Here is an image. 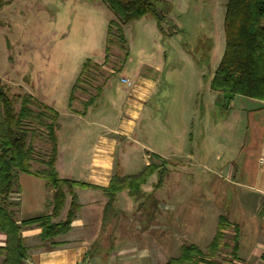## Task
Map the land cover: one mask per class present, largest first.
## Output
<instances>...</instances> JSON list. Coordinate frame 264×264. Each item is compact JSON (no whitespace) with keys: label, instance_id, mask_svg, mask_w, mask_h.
Here are the masks:
<instances>
[{"label":"crops","instance_id":"obj_1","mask_svg":"<svg viewBox=\"0 0 264 264\" xmlns=\"http://www.w3.org/2000/svg\"><path fill=\"white\" fill-rule=\"evenodd\" d=\"M156 28L155 25V31ZM91 60L99 63V60ZM126 61H132L128 55L122 58L119 77L127 78L128 82L123 83L120 78L115 82L122 94L114 98L110 92L105 99L106 86L109 85L107 91H111L113 85H110L109 76L103 81L100 94L91 104L93 115L85 121L80 146L67 152L58 150L57 146L55 169L58 176L90 185L73 187L80 207L71 227L51 240L61 244L50 247V241L41 246L37 224L23 226L20 233L27 246L25 264H165L178 255L182 244H193L204 251L215 234L222 213L214 200L216 194L211 195L207 187L210 183L205 181L209 178L210 166L197 160V149L189 154L156 151L143 140L144 136H140L137 125L155 89L154 75L161 59L157 57L154 63L140 61L129 77L123 73ZM215 93L217 100H221ZM69 96L62 110L43 103L57 111V125L69 126L64 119L72 123L87 114L83 104V109L79 110L69 103ZM233 98L239 100L234 106L239 115L233 121L234 126H239L238 133L232 132L241 137L239 127L244 126V138H239L221 155H213V163L221 161L224 155L221 166L213 170L216 178L223 180L231 191V199L235 196L241 201L238 203L241 216L250 206L253 221L249 223L252 231L245 243H240L239 226L235 223L236 251L229 264H264V211L260 212L264 200V101L240 95H233ZM104 102L113 108L112 111H102ZM206 133L207 138L214 139L209 129ZM215 145L222 147L221 143ZM153 154L163 161L164 171L153 172L139 192L122 190L112 200L108 199L101 188L108 186L112 175L139 172L149 164ZM174 162L179 167L171 172L169 165ZM41 163L35 171L43 168ZM199 185L200 195L197 194ZM13 191L12 199L19 202L14 208L18 222L51 212L52 189L45 180L32 173L18 174ZM70 202L71 194L66 192L63 206L53 222L66 218ZM211 211L208 222L206 216ZM0 238L2 246V232ZM2 259L0 255V264Z\"/></svg>","mask_w":264,"mask_h":264},{"label":"rangeland","instance_id":"obj_2","mask_svg":"<svg viewBox=\"0 0 264 264\" xmlns=\"http://www.w3.org/2000/svg\"><path fill=\"white\" fill-rule=\"evenodd\" d=\"M0 1V85L9 95L30 94L34 110L43 103L62 110L81 66L88 58L99 60V63L94 61L96 64L89 66L91 78L79 83L73 91L71 104L83 109V102L108 76L113 88L107 91L109 85L106 86L105 99L110 92L114 98L122 94L116 89L115 82L120 78L124 52L115 44L109 46V51H104L108 20L113 16L102 0ZM157 7L163 17L164 36L158 28L156 34L155 19L150 15L124 25L128 58L132 60L125 62V76L129 77L140 61L154 63L157 57L161 59L154 75L155 89L137 126L143 140L156 151L189 154L192 149H197V160L210 166L209 178H205L210 183L208 190L211 195L216 194L214 200L218 211L230 225L223 231L228 245L221 249L216 261L229 264L234 257L231 255L234 225L239 226L240 243H245L252 231L249 223L253 221V214L249 206L241 216L238 205L241 201L238 202L235 196L231 199V191L223 180L216 178L213 170L224 160L223 155L221 161L213 163V155H221L239 138H244L245 133L244 121L239 127L241 137L234 133H238L239 126H234L233 121L239 115L234 106L239 100L233 98L225 106V100L222 97L217 100L216 93L209 88L210 78L224 51L225 3L223 0H159ZM86 109L87 114L80 120L74 119L70 123L64 119L69 126H56L58 150L67 152L80 146L85 121L93 115L91 103L86 104ZM112 109L103 103L102 111ZM32 126L35 129V122ZM37 127L29 139L36 154V161L31 163L32 170L39 166L50 149L46 128ZM207 129L214 139L207 138ZM215 143H221L222 147H216ZM170 164L171 172L179 167L176 162ZM202 192L205 193L203 189ZM197 194H201L200 185ZM211 213L206 216L208 222Z\"/></svg>","mask_w":264,"mask_h":264},{"label":"trees","instance_id":"obj_3","mask_svg":"<svg viewBox=\"0 0 264 264\" xmlns=\"http://www.w3.org/2000/svg\"><path fill=\"white\" fill-rule=\"evenodd\" d=\"M113 16L108 21L106 31V47L116 45L126 58V38L123 26L133 20L150 15L155 19L156 27L162 32L163 17L157 7L159 0H102ZM225 12L223 18L224 51L210 78V90L222 97L224 92L264 101V0H223ZM2 2L0 1V7ZM87 59L71 88L69 103L73 100V91L79 83L87 82L90 75V65H95ZM80 88V87H79ZM81 89V88H80ZM84 91V89H83ZM101 92V86L94 94L89 95L83 106L92 104ZM18 103V108L15 105ZM30 94L9 95L3 85H0V232L4 234V244L0 246L1 264H25L27 246L21 235L23 226L37 224L40 227L39 239L44 243L50 241V247H56L60 242L51 241L56 236L67 232L79 209L78 200L73 187H89L90 185L61 178L55 169L57 157V142L55 128L58 113L53 108L41 104L38 109H32ZM35 129L44 126L47 131L50 149L42 160L44 168L32 170L31 163L36 161L35 149L29 139ZM36 132V131H35ZM152 162L139 172L131 175H112L107 187L101 190L111 199L120 191L139 192L141 185L155 171L161 168L163 161L159 155H151ZM18 173H32L45 180L52 189L51 212L17 221L15 210L19 205L12 199V193L17 183ZM66 192L71 194V202L66 218L53 222L57 217L65 199ZM264 211V200L260 212ZM225 216L218 217L216 231L204 251L193 244H182L176 257L170 258L165 264H219L221 249L227 247L223 231L229 228ZM231 255L235 257L237 243V227L234 226Z\"/></svg>","mask_w":264,"mask_h":264},{"label":"water","instance_id":"obj_4","mask_svg":"<svg viewBox=\"0 0 264 264\" xmlns=\"http://www.w3.org/2000/svg\"><path fill=\"white\" fill-rule=\"evenodd\" d=\"M234 94L229 93V92H224L222 96L225 98V106H228V103L230 99L233 97Z\"/></svg>","mask_w":264,"mask_h":264},{"label":"built area","instance_id":"obj_5","mask_svg":"<svg viewBox=\"0 0 264 264\" xmlns=\"http://www.w3.org/2000/svg\"><path fill=\"white\" fill-rule=\"evenodd\" d=\"M120 81L123 82V83H126V82H128V79L125 78V77H121V78H120Z\"/></svg>","mask_w":264,"mask_h":264}]
</instances>
